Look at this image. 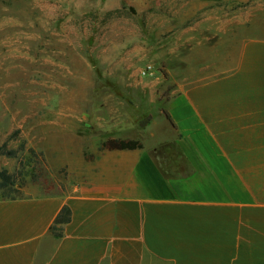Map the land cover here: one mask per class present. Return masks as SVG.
<instances>
[{"label": "crops", "instance_id": "1", "mask_svg": "<svg viewBox=\"0 0 264 264\" xmlns=\"http://www.w3.org/2000/svg\"><path fill=\"white\" fill-rule=\"evenodd\" d=\"M236 31L178 84L164 134L151 120V143L103 149L75 184L0 198V264H264V8Z\"/></svg>", "mask_w": 264, "mask_h": 264}, {"label": "rangeland", "instance_id": "2", "mask_svg": "<svg viewBox=\"0 0 264 264\" xmlns=\"http://www.w3.org/2000/svg\"><path fill=\"white\" fill-rule=\"evenodd\" d=\"M259 8L264 0H0V146L16 150L0 154L13 180L0 198L75 184L106 138L151 143L148 121L164 134L178 84L210 74L202 64L235 46L239 17Z\"/></svg>", "mask_w": 264, "mask_h": 264}, {"label": "trees", "instance_id": "3", "mask_svg": "<svg viewBox=\"0 0 264 264\" xmlns=\"http://www.w3.org/2000/svg\"><path fill=\"white\" fill-rule=\"evenodd\" d=\"M162 112L168 119V121L174 125L173 120L170 116V114L166 111V109H162ZM150 120V118H149ZM150 122V121H148ZM143 145L139 139L135 138H128V137H109L103 140L101 144L102 149H108V150H122V149H136V148H141ZM168 149H173V145L167 146ZM166 149V148H165ZM175 149V148H174ZM173 149V150H174ZM165 150L162 149V151L159 154V157H167V154L163 152ZM0 154H6L8 156H15L16 155V150L13 149H7L6 148V143H3L0 146ZM154 160L157 163V166L161 173L165 176H173L174 174L169 172L168 169L163 168L159 162H158V157L157 155H154ZM157 159V161H156ZM13 185V180L11 179V175L8 174L4 169H0V188H6L8 186ZM4 198H16V197H4ZM71 219V210L69 206L65 205L63 206L58 214L56 215L52 225L50 226V232L53 233L54 235H60L61 230L63 226L68 223Z\"/></svg>", "mask_w": 264, "mask_h": 264}]
</instances>
